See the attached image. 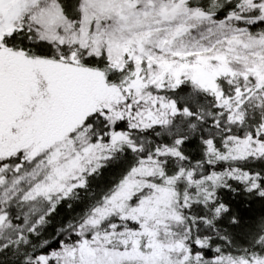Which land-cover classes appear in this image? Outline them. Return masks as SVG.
Segmentation results:
<instances>
[{
    "label": "snow or ice",
    "instance_id": "1",
    "mask_svg": "<svg viewBox=\"0 0 264 264\" xmlns=\"http://www.w3.org/2000/svg\"><path fill=\"white\" fill-rule=\"evenodd\" d=\"M0 264H264V0H0Z\"/></svg>",
    "mask_w": 264,
    "mask_h": 264
}]
</instances>
